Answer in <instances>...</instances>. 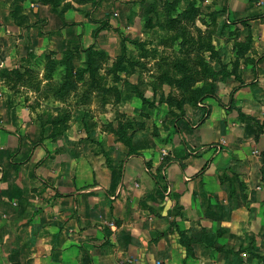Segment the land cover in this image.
I'll use <instances>...</instances> for the list:
<instances>
[{"label":"rangeland","instance_id":"obj_1","mask_svg":"<svg viewBox=\"0 0 264 264\" xmlns=\"http://www.w3.org/2000/svg\"><path fill=\"white\" fill-rule=\"evenodd\" d=\"M14 3L20 30L46 33L51 45L19 55L17 68L0 66V109L14 110L7 114L18 143L0 148V159L17 169L40 158L33 173L49 153L64 162L76 151L97 157L114 175L129 156L170 159L189 112H210L208 104L242 111L252 96L246 68L264 56V0ZM38 133L40 143H54L40 157L37 146H19Z\"/></svg>","mask_w":264,"mask_h":264},{"label":"crops","instance_id":"obj_2","mask_svg":"<svg viewBox=\"0 0 264 264\" xmlns=\"http://www.w3.org/2000/svg\"><path fill=\"white\" fill-rule=\"evenodd\" d=\"M15 9L0 0V66L8 70L19 55L51 48L48 34L20 30ZM249 73L243 112H212L208 102L210 112H189L170 159L129 156L117 175L79 151L66 162L49 153L34 173L40 158L17 169L0 159L3 171L15 169L0 175V264H242L243 255L264 264V56ZM7 112L0 109L2 149L18 145ZM37 137L20 148L37 146L40 157L54 146Z\"/></svg>","mask_w":264,"mask_h":264},{"label":"trees","instance_id":"obj_3","mask_svg":"<svg viewBox=\"0 0 264 264\" xmlns=\"http://www.w3.org/2000/svg\"><path fill=\"white\" fill-rule=\"evenodd\" d=\"M49 0H44L45 3H48ZM180 244L185 248L186 255H189L191 252V246L186 239H184V234L180 233Z\"/></svg>","mask_w":264,"mask_h":264},{"label":"built area","instance_id":"obj_4","mask_svg":"<svg viewBox=\"0 0 264 264\" xmlns=\"http://www.w3.org/2000/svg\"><path fill=\"white\" fill-rule=\"evenodd\" d=\"M243 257H244V259H243L242 264H252V263L248 262V259H247L246 255H243ZM119 264H133V261L130 260V259H128V260H123V261H121ZM157 264H160V263H157ZM256 264H263V263H261V262H257Z\"/></svg>","mask_w":264,"mask_h":264}]
</instances>
